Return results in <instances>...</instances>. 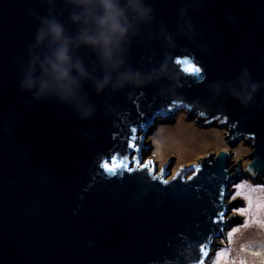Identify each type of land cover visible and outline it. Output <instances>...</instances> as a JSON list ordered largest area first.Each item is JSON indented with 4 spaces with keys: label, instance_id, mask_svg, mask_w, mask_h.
<instances>
[{
    "label": "water",
    "instance_id": "water-1",
    "mask_svg": "<svg viewBox=\"0 0 264 264\" xmlns=\"http://www.w3.org/2000/svg\"><path fill=\"white\" fill-rule=\"evenodd\" d=\"M145 2L154 20L133 38L126 66L148 72L167 62L168 76L99 95L85 83L94 113L80 119L19 86L38 17L56 15L75 32L76 9L64 0H0V264H199L237 221L226 219L237 203L227 202L232 186L246 177L264 185V0ZM242 81L260 84L247 107L230 95L244 91ZM184 109L201 127L227 129L230 150L172 177L171 161L162 174L153 158L133 166V155L149 160L141 156L146 132ZM242 141L249 162L233 166L230 151Z\"/></svg>",
    "mask_w": 264,
    "mask_h": 264
},
{
    "label": "clouds",
    "instance_id": "clouds-1",
    "mask_svg": "<svg viewBox=\"0 0 264 264\" xmlns=\"http://www.w3.org/2000/svg\"><path fill=\"white\" fill-rule=\"evenodd\" d=\"M64 3L76 9L69 17L76 30L70 32L56 15L38 17L40 26L34 44L28 49L29 62L20 81L21 91L32 94L37 102L58 100L71 106L80 119H90L94 107L87 102L85 83H90L99 95L109 88L113 91L128 85L141 88L168 76L167 62L148 72L126 66L133 38L154 20L155 8L151 3L145 0H64ZM82 49L86 56L80 55ZM244 76L251 79L248 69L244 70ZM241 83L244 91H231L230 95L247 107L254 101L260 84Z\"/></svg>",
    "mask_w": 264,
    "mask_h": 264
},
{
    "label": "rangeland",
    "instance_id": "rangeland-1",
    "mask_svg": "<svg viewBox=\"0 0 264 264\" xmlns=\"http://www.w3.org/2000/svg\"><path fill=\"white\" fill-rule=\"evenodd\" d=\"M187 116V109L180 110L176 116L167 121L168 123H159L151 133V129L147 131L143 141V146L146 148L142 149L141 156L149 160L153 158L161 169L171 161L170 177L178 169L195 165L208 154L219 153L229 147L226 138L227 129L223 130L219 126L201 127L196 119V121L191 120ZM250 151L251 147L244 142L234 148L232 165L235 166L240 161L239 166H245L249 162ZM256 184L250 179H242L234 184L235 188L232 186L236 195L227 202L233 203L237 200V203L228 210L226 219L237 218V221L226 226L221 236L212 240L204 264H264V258L252 260L250 256L243 255L246 250L245 243L252 241L251 236L257 229L261 231L260 221L264 217V186ZM245 219L248 221L246 224L243 223ZM236 227L240 233L246 232L236 236L231 233Z\"/></svg>",
    "mask_w": 264,
    "mask_h": 264
},
{
    "label": "snow or ice",
    "instance_id": "snow-or-ice-1",
    "mask_svg": "<svg viewBox=\"0 0 264 264\" xmlns=\"http://www.w3.org/2000/svg\"><path fill=\"white\" fill-rule=\"evenodd\" d=\"M183 63L187 65V69L186 70L189 71L190 73H192L193 75L199 74L201 72V68L198 67L196 64H194L192 61H190V60H184ZM132 132L135 133L136 132V129H132ZM128 147L131 148L133 150V152H135L137 150L138 145L136 144L134 137H131L130 136L129 142H128ZM130 163H132L133 166L140 165L142 168H148L150 165H152L153 162L151 160H148V161H146L144 163H141V161L136 156L133 155ZM104 167L106 169H108L109 171H115V169L110 165V161H106L104 163ZM121 167L127 168V166L126 165H123V164H121ZM127 170L128 171H133L134 168H127ZM163 172H164V170L161 169L160 170V173L162 174ZM195 174H196V170L193 169V175H195ZM179 175H180V173H177V176H179ZM161 178H162V176H161ZM192 178H193L192 176L187 177V179H189V180H191ZM163 182L165 184H167L168 183V180L164 179ZM233 187L235 188L236 185H233ZM241 187H242V185H241ZM224 195H226V193L222 191L220 193V196L223 197ZM234 195H235V193H233L231 196H229V200H231L234 197ZM234 211H237V210H234ZM219 215L220 214H218V216ZM199 264H204L203 259H201L199 261Z\"/></svg>",
    "mask_w": 264,
    "mask_h": 264
},
{
    "label": "trees",
    "instance_id": "trees-1",
    "mask_svg": "<svg viewBox=\"0 0 264 264\" xmlns=\"http://www.w3.org/2000/svg\"><path fill=\"white\" fill-rule=\"evenodd\" d=\"M256 185H258V184H256ZM251 220L253 221L254 219H251ZM247 222L248 221H246V219H245L243 223L246 224ZM239 227H241V226H239ZM259 227H261V231L259 229H257L255 231V233L251 236V237H253L252 241L245 243L246 244V250H245L243 255L250 256L252 258V260H262L264 258V217L260 221ZM246 228H247V226H246ZM231 233H234V235H236V236L242 235L239 232L238 227H236V229L233 230ZM237 252H239V251H237ZM252 262H255V261H252Z\"/></svg>",
    "mask_w": 264,
    "mask_h": 264
},
{
    "label": "bare ground",
    "instance_id": "bare-ground-1",
    "mask_svg": "<svg viewBox=\"0 0 264 264\" xmlns=\"http://www.w3.org/2000/svg\"><path fill=\"white\" fill-rule=\"evenodd\" d=\"M219 127H221L223 130L225 129V128H223L222 126H219ZM206 128V127H205ZM226 135H227V133H226ZM228 136V135H227ZM242 142H244V141H242ZM245 144V143H244ZM228 150H230V148L228 147L227 148ZM230 152H232V151H230ZM242 179H250V180H252V178H242ZM252 182L254 183V184H256V183H258V181H255V180H252ZM259 184V183H258ZM260 185H262V184H260ZM262 186H264V185H262ZM245 231H243V232H241V233H244ZM215 242V241H214Z\"/></svg>",
    "mask_w": 264,
    "mask_h": 264
}]
</instances>
